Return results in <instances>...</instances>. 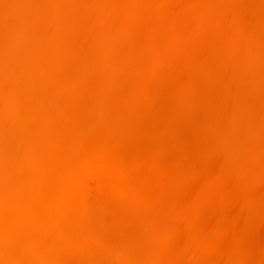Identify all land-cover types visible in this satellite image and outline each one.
Returning a JSON list of instances; mask_svg holds the SVG:
<instances>
[{"label":"bare ground","instance_id":"obj_1","mask_svg":"<svg viewBox=\"0 0 264 264\" xmlns=\"http://www.w3.org/2000/svg\"><path fill=\"white\" fill-rule=\"evenodd\" d=\"M0 264H264V0H0Z\"/></svg>","mask_w":264,"mask_h":264}]
</instances>
